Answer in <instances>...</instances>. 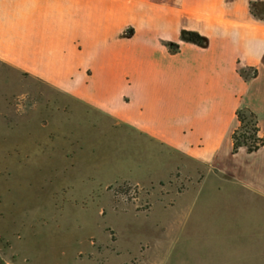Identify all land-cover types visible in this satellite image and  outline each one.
<instances>
[{
    "label": "rangeland",
    "instance_id": "1",
    "mask_svg": "<svg viewBox=\"0 0 264 264\" xmlns=\"http://www.w3.org/2000/svg\"><path fill=\"white\" fill-rule=\"evenodd\" d=\"M110 125L0 60V264H264V198Z\"/></svg>",
    "mask_w": 264,
    "mask_h": 264
},
{
    "label": "crops",
    "instance_id": "2",
    "mask_svg": "<svg viewBox=\"0 0 264 264\" xmlns=\"http://www.w3.org/2000/svg\"><path fill=\"white\" fill-rule=\"evenodd\" d=\"M0 60L116 125L104 131L213 166L264 198V145L232 152L238 108L264 134V0H0ZM249 68L258 75L246 80Z\"/></svg>",
    "mask_w": 264,
    "mask_h": 264
},
{
    "label": "trees",
    "instance_id": "3",
    "mask_svg": "<svg viewBox=\"0 0 264 264\" xmlns=\"http://www.w3.org/2000/svg\"><path fill=\"white\" fill-rule=\"evenodd\" d=\"M250 7L251 12L256 16H259L256 2H251ZM183 37L187 40L199 43L202 41V37L194 32H184ZM167 46L173 53L179 50L177 43L167 42ZM240 73L246 80L255 78L258 75L257 69L254 68H249V70L246 71H240ZM236 115L239 120V126L233 131L232 134V152L237 153L242 147H246L250 153L257 151L264 145V134H260L258 115L248 107L238 108Z\"/></svg>",
    "mask_w": 264,
    "mask_h": 264
}]
</instances>
